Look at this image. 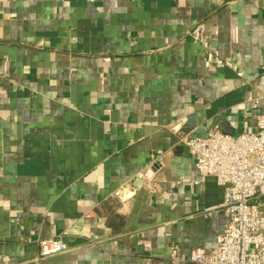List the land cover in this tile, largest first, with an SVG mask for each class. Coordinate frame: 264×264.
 <instances>
[{"label":"crops","instance_id":"1","mask_svg":"<svg viewBox=\"0 0 264 264\" xmlns=\"http://www.w3.org/2000/svg\"><path fill=\"white\" fill-rule=\"evenodd\" d=\"M260 93L264 0H0V264L214 253L224 190L180 137L253 131Z\"/></svg>","mask_w":264,"mask_h":264},{"label":"built area","instance_id":"2","mask_svg":"<svg viewBox=\"0 0 264 264\" xmlns=\"http://www.w3.org/2000/svg\"><path fill=\"white\" fill-rule=\"evenodd\" d=\"M203 26L196 25L186 34L194 41H202ZM223 59L208 53L205 66L222 68ZM264 104V93L249 100L250 108L258 109ZM172 129L177 132L176 126ZM181 142L187 147L194 167L204 175L214 176L223 187L222 208L227 223L215 237L216 250L208 254L202 248L182 253L171 246L167 264H264V233L260 229V201L264 188V111L255 119V129L237 134L209 129L205 136L183 135ZM160 155L153 156L148 164L152 169L161 163ZM125 188L115 191L120 198H127ZM148 247V243H143ZM39 257H48L67 249L58 237L38 240Z\"/></svg>","mask_w":264,"mask_h":264}]
</instances>
